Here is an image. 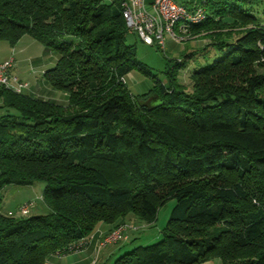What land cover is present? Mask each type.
<instances>
[{"label":"trees","instance_id":"obj_1","mask_svg":"<svg viewBox=\"0 0 264 264\" xmlns=\"http://www.w3.org/2000/svg\"><path fill=\"white\" fill-rule=\"evenodd\" d=\"M123 2L0 0V41L28 36L56 52L43 78L67 95L0 88V191L43 183L49 209L4 213L0 199V264L79 252L100 224H152L169 200L160 240L119 250L114 264H264V21L253 0H203L187 40L205 44L167 59L166 83L140 97L124 81L143 69ZM188 63L187 86L177 78Z\"/></svg>","mask_w":264,"mask_h":264},{"label":"rangeland","instance_id":"obj_2","mask_svg":"<svg viewBox=\"0 0 264 264\" xmlns=\"http://www.w3.org/2000/svg\"><path fill=\"white\" fill-rule=\"evenodd\" d=\"M250 8H252L254 15L260 20L264 21V0H253L252 3L249 4ZM25 40H32L30 37H27ZM34 42V46H38L45 50L43 60L45 61V71L51 69L55 66L59 56L56 52L46 49L41 44ZM126 44L135 45L136 56L135 59L140 64L143 70L134 69L129 72L125 77V84L133 97H140L143 94L148 93L155 84V79L160 80L164 83L167 81L166 72L169 67V63L167 59L176 60V59H184V55L187 51H189L191 46L195 48L201 47L205 44V41L198 40L196 38H191L189 41L185 40L183 42H178L166 37L165 41V49H159L157 47L146 46L142 44V42L137 38L135 34H127ZM28 51L32 55L35 53L34 48H26L25 51ZM34 50V51H30ZM27 52V53H28ZM17 60L20 61V57L16 56ZM30 63L25 61H20L16 64L15 71L17 69V75H20V79L25 78L26 81L30 83H34L35 79H42L43 75L38 70L31 71L29 73L21 72V68L29 69ZM192 63H188L185 69H182L178 73L177 80L180 83L185 85H189V76L192 72ZM20 80V81H21ZM52 90V88L50 89ZM54 101L56 103H66L67 95L61 91H57L53 89ZM66 101V102H65ZM3 112L0 110V116ZM44 189L43 183H35L32 186H15L8 185L5 186L0 191V199H1V207L4 213L13 212L15 214L18 207L27 201H31L34 203V206L30 209L28 215L36 216V215H47L49 213V209L47 205L42 200V193ZM174 205V200H169L164 206L158 209L156 221L152 224H146L143 222H139L134 218L128 217L127 219L116 220L112 225L114 229L120 224L124 222L130 228L128 232L125 233L126 239L119 241L120 252H126L138 246L149 245L151 243H155L160 240L161 230L167 223L169 219V214ZM111 225V224H108ZM112 229V231L114 230ZM111 231V232H112ZM109 232V234L111 233ZM108 235L104 236L107 237ZM135 239V240H134ZM90 242V239H89ZM88 242V244H89ZM87 244V246H88ZM112 245V244H110ZM114 245V244H113ZM86 246V247H87ZM85 247V248H86ZM102 252L95 258L96 264H114L116 257L112 259L104 260L105 257L102 258ZM207 264H221L219 259H214L212 261L207 262Z\"/></svg>","mask_w":264,"mask_h":264},{"label":"built area","instance_id":"obj_3","mask_svg":"<svg viewBox=\"0 0 264 264\" xmlns=\"http://www.w3.org/2000/svg\"><path fill=\"white\" fill-rule=\"evenodd\" d=\"M122 16L129 34H135L146 46L162 50L165 49L166 37L183 42L188 38L189 27L201 23L206 18L201 8L188 10L176 0H150L149 4L146 0H124ZM13 66V58L0 63V88L22 93L28 88V84L11 74ZM33 206L34 203L31 201L24 202L18 207L17 214L27 216ZM129 228L126 224L117 226L107 237L103 238L101 246L115 244L126 239L124 235Z\"/></svg>","mask_w":264,"mask_h":264},{"label":"crops","instance_id":"obj_4","mask_svg":"<svg viewBox=\"0 0 264 264\" xmlns=\"http://www.w3.org/2000/svg\"><path fill=\"white\" fill-rule=\"evenodd\" d=\"M203 0H176L177 3L183 5L188 10H193L195 7L199 6V4ZM147 4L150 3V0H146ZM151 10V9H149ZM28 36L22 37L18 43L11 47L8 45L5 41H0V63L7 61L10 58H13L14 60V66L11 69V74L15 77H17L19 80H21L19 77L20 75H17V69L15 71L16 64L20 61H25L30 63L29 69L21 68V72L29 73L31 71L38 70L40 74L42 75L45 72V61L43 60L44 54H46L42 50V48H39L38 46H34V42L32 40H25ZM35 41V40H34ZM38 43V42H37ZM34 48L35 53L32 55L26 48ZM190 49H195L194 46H191ZM30 50V51H34ZM28 52V53H27ZM16 56H19L21 59L20 61L17 60ZM22 82H26L28 84V88L23 91V94L29 95L34 98L42 99L45 101H52L55 102L53 88L49 85L48 82L42 77V79H35V82L32 84L29 81H26L25 78L21 80ZM52 88V90H50ZM66 102V101H65ZM65 104V103H63ZM0 105H1V99H0ZM114 229L113 225L108 224H100L94 233L93 236L90 237V242L86 248L79 252H75L68 255H52L49 259L47 264H96L95 258L102 252L101 256L104 260L112 259L113 257H117V254L120 250L119 244H112L107 246H101V242L104 238V236L108 235L109 232ZM204 264H207L204 263Z\"/></svg>","mask_w":264,"mask_h":264}]
</instances>
